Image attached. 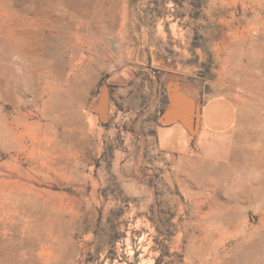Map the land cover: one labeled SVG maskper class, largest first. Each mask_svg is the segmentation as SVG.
Masks as SVG:
<instances>
[{"label": "rangeland", "instance_id": "obj_1", "mask_svg": "<svg viewBox=\"0 0 264 264\" xmlns=\"http://www.w3.org/2000/svg\"><path fill=\"white\" fill-rule=\"evenodd\" d=\"M170 76L238 108L188 158ZM0 264H264V0H0Z\"/></svg>", "mask_w": 264, "mask_h": 264}, {"label": "crops", "instance_id": "obj_2", "mask_svg": "<svg viewBox=\"0 0 264 264\" xmlns=\"http://www.w3.org/2000/svg\"><path fill=\"white\" fill-rule=\"evenodd\" d=\"M179 83V82H178ZM180 84V85H179ZM181 89L188 90L190 95H179L174 103H170L168 91L163 85V78L156 80V134L162 150L176 157H192L203 151L208 135L223 134L231 130L238 118L236 103L225 96L204 98L193 86L179 83ZM114 92H111L109 113L111 117ZM97 101V99H96ZM172 104L168 124H160L158 118L162 111ZM99 119V114L94 112ZM188 125L197 128L193 133Z\"/></svg>", "mask_w": 264, "mask_h": 264}, {"label": "water", "instance_id": "obj_3", "mask_svg": "<svg viewBox=\"0 0 264 264\" xmlns=\"http://www.w3.org/2000/svg\"><path fill=\"white\" fill-rule=\"evenodd\" d=\"M177 78L174 76H170V79L166 82V89L168 91V98L170 103H174L176 101V97L179 95H190L188 90L181 89L178 86ZM180 85V84H179ZM111 99V91L108 89L107 86L104 87L98 100L93 104L92 110L99 114V119L101 122L106 123L109 121L110 113H109V104ZM172 111V104L165 108L162 113L160 114L158 121L160 124H168L170 122L169 115ZM189 129L193 133H197L198 130L191 125H188Z\"/></svg>", "mask_w": 264, "mask_h": 264}, {"label": "built area", "instance_id": "obj_4", "mask_svg": "<svg viewBox=\"0 0 264 264\" xmlns=\"http://www.w3.org/2000/svg\"><path fill=\"white\" fill-rule=\"evenodd\" d=\"M126 119H127L126 114L123 113V112H121V114H120L118 120L116 121V124H117L118 126H121V125H123V124L126 122Z\"/></svg>", "mask_w": 264, "mask_h": 264}, {"label": "bare ground", "instance_id": "obj_5", "mask_svg": "<svg viewBox=\"0 0 264 264\" xmlns=\"http://www.w3.org/2000/svg\"><path fill=\"white\" fill-rule=\"evenodd\" d=\"M18 105H27V104H18ZM31 114H32L31 110H27V111L23 114V116H24V117H29ZM130 252H132V251H130Z\"/></svg>", "mask_w": 264, "mask_h": 264}, {"label": "trees", "instance_id": "obj_6", "mask_svg": "<svg viewBox=\"0 0 264 264\" xmlns=\"http://www.w3.org/2000/svg\"><path fill=\"white\" fill-rule=\"evenodd\" d=\"M104 125H106L107 123H103Z\"/></svg>", "mask_w": 264, "mask_h": 264}]
</instances>
